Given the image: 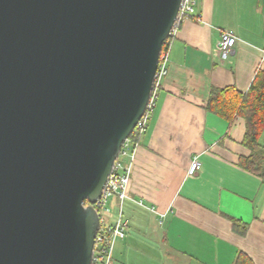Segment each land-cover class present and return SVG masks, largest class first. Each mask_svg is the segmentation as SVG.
I'll return each instance as SVG.
<instances>
[{"label":"water","instance_id":"water-1","mask_svg":"<svg viewBox=\"0 0 264 264\" xmlns=\"http://www.w3.org/2000/svg\"><path fill=\"white\" fill-rule=\"evenodd\" d=\"M181 3L0 0V264L93 263Z\"/></svg>","mask_w":264,"mask_h":264},{"label":"crops","instance_id":"crops-1","mask_svg":"<svg viewBox=\"0 0 264 264\" xmlns=\"http://www.w3.org/2000/svg\"><path fill=\"white\" fill-rule=\"evenodd\" d=\"M196 1V16L168 43L169 72L129 186L126 217L130 228L141 220L146 235L130 230L123 243H133L131 264H235L240 252L264 264V132L249 158L245 120L205 109L212 87L246 91L264 68V0ZM225 30L238 39L222 59ZM194 157L201 168L189 175ZM148 207L153 216H142Z\"/></svg>","mask_w":264,"mask_h":264},{"label":"built area","instance_id":"built-area-1","mask_svg":"<svg viewBox=\"0 0 264 264\" xmlns=\"http://www.w3.org/2000/svg\"><path fill=\"white\" fill-rule=\"evenodd\" d=\"M196 0H182L177 23L172 31L174 34L177 26L183 20L196 16ZM237 36L232 30H225L221 35L220 56L227 58L233 51L237 43ZM169 43V42H168ZM264 56V51H263ZM169 72V48L162 50L159 58L158 68L155 75V81L147 109L139 120L133 133L139 137L136 141L130 136L122 144L119 157L113 167L111 174L104 187L102 197L94 204L101 217V225L96 236V243L93 253L92 264H113L114 248L116 241L125 237L129 226V220L124 212V202L131 199L129 186L134 170V165L140 146V138L146 133L152 115L155 111L158 94L164 77ZM201 168V162L198 157H194L190 163L188 174L195 175ZM115 200L118 206V216L114 221L109 218L106 220L110 200ZM138 204L144 205L142 201L135 200ZM154 210V208H153Z\"/></svg>","mask_w":264,"mask_h":264},{"label":"trees","instance_id":"trees-1","mask_svg":"<svg viewBox=\"0 0 264 264\" xmlns=\"http://www.w3.org/2000/svg\"><path fill=\"white\" fill-rule=\"evenodd\" d=\"M170 38L164 43L163 50L167 47ZM205 109L226 119L230 123L236 117H242L246 123L243 144L252 150L249 158L256 159L258 157L256 151L261 146L260 137L264 132V68L258 70L250 87L246 91L240 90L235 85L212 87ZM130 137L134 141L138 139L136 133H132ZM248 167L252 168L250 165ZM238 223L234 221L233 227L235 228ZM235 264L255 263L250 256L244 252H240Z\"/></svg>","mask_w":264,"mask_h":264},{"label":"rangeland","instance_id":"rangeland-1","mask_svg":"<svg viewBox=\"0 0 264 264\" xmlns=\"http://www.w3.org/2000/svg\"><path fill=\"white\" fill-rule=\"evenodd\" d=\"M140 140H141V138H140ZM127 203H128V201L125 200V202H124L125 215H126V207L128 206ZM143 206H145V205H143ZM107 207L109 208V211L107 213L106 220H108V218H109L111 221H114L117 218V216H118V206H117L116 201L115 200L113 201L111 199L109 201ZM148 209H149V211H148ZM139 210H140V214L142 216H145V213L148 214L149 216H153V214L150 212L151 207H148L146 210L145 209H139ZM134 223L135 224L132 225L133 227H131V228H130V223H129V226H128L127 231L125 233V237L123 239L119 238L116 241L115 248H114V261H113V264H124V263L131 264L132 263V249H133L132 247H134L133 243L129 242V244H126V243H123V242L127 240L126 237L130 233V230L137 231L139 233L142 232L141 233L142 235H146V229L143 228L142 221L139 220V221H137V223H136V221ZM121 244H125V246L123 248L121 247V249H120L119 246ZM141 246L144 248V247L147 246V243L146 242H142Z\"/></svg>","mask_w":264,"mask_h":264}]
</instances>
